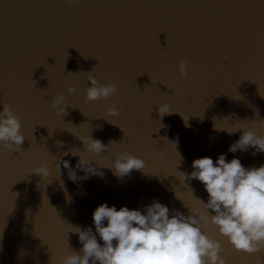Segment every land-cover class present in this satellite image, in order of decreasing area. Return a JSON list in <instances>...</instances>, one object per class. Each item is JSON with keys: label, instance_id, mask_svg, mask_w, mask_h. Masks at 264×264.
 <instances>
[{"label": "water", "instance_id": "95a60500", "mask_svg": "<svg viewBox=\"0 0 264 264\" xmlns=\"http://www.w3.org/2000/svg\"><path fill=\"white\" fill-rule=\"evenodd\" d=\"M90 75L119 92L85 103ZM61 93L70 106L64 117L51 107ZM4 103L16 110L26 139L21 153L0 148V264H50L52 257L58 264L67 243L82 247L71 226L95 231L92 213L103 203L139 209L156 198L187 214L174 194L176 168L190 173L193 160L215 162L220 154L245 167L264 164V153L228 152L241 132L226 131L264 120V0H0V110ZM162 103L176 112L161 120ZM112 104L119 118L108 117ZM71 132L120 143L96 158L100 165L126 150L146 161L149 174L134 170L121 181L102 168L103 178L73 183L61 166L59 179L40 185L29 172L50 153L83 151ZM177 140L180 163L169 143ZM63 159L74 167L79 157ZM191 186L206 202L203 185ZM208 231L229 264H264V252L244 255Z\"/></svg>", "mask_w": 264, "mask_h": 264}, {"label": "clouds", "instance_id": "9594fccd", "mask_svg": "<svg viewBox=\"0 0 264 264\" xmlns=\"http://www.w3.org/2000/svg\"><path fill=\"white\" fill-rule=\"evenodd\" d=\"M68 2L74 5L78 0ZM178 67L180 75L186 76L187 63L181 60ZM88 80L85 103L109 100L119 92L115 84L101 83L91 75ZM67 91L70 95L75 94L76 88L69 87ZM157 105L161 120L176 112L168 103ZM51 107L56 115L64 117L70 106L61 93L52 100ZM107 115L112 119L119 118L121 113L118 106L109 105ZM180 115L185 121L184 116ZM106 120L109 122V119ZM254 122L256 126L242 125L233 131L226 130L229 134L241 132L239 139L228 147V152L247 153L251 150L253 156L264 153V131L261 130L264 129V120ZM215 128L221 130L216 127V123ZM77 138L83 144V151L70 148L59 156L50 153L52 159L32 168L29 174L39 176L40 185L59 179L62 167L68 171V179L73 183L93 176L103 178L105 173L102 168L110 169L121 181L134 170L149 174L146 161L126 150L115 152L108 167L97 162L96 158L109 152L111 145L120 143L110 142L105 145L101 140L93 138L91 133ZM25 139L16 110L10 104H2L0 148L11 153H21ZM169 143L175 145L180 157L177 151L178 140ZM68 155L79 157L74 167L70 161L63 159ZM192 169L189 173L180 172L176 168L180 185L174 189V194L187 209V214L178 209H170L156 198L139 209H129L127 206L117 209L115 205L100 204L92 213L95 231L92 226L84 228L70 225L73 229L70 232L78 234L82 247L74 250L67 243L68 253L59 259L58 264H227L222 255L221 241L209 234L210 226L236 252L250 256L264 252V164L245 167L238 157L228 160L226 154H220L215 162L208 156L193 160ZM78 171L84 175L78 176ZM193 180L203 185L207 193L206 202L194 194L195 189L191 186ZM177 189L187 192L190 200L195 201V206L181 198ZM35 235L40 237L36 230ZM42 242L46 244L43 239ZM50 264H56L53 257Z\"/></svg>", "mask_w": 264, "mask_h": 264}, {"label": "snow or ice", "instance_id": "6c2138e0", "mask_svg": "<svg viewBox=\"0 0 264 264\" xmlns=\"http://www.w3.org/2000/svg\"><path fill=\"white\" fill-rule=\"evenodd\" d=\"M226 241V240H225ZM227 242V241H226ZM244 254V253H242ZM245 255V254H244ZM227 261V264H229V260L227 258H224Z\"/></svg>", "mask_w": 264, "mask_h": 264}]
</instances>
